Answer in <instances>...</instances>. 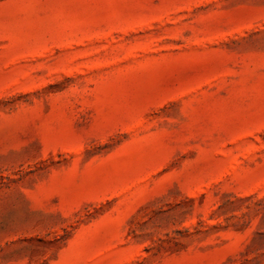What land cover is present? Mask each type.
<instances>
[{
    "label": "rangeland",
    "instance_id": "rangeland-1",
    "mask_svg": "<svg viewBox=\"0 0 264 264\" xmlns=\"http://www.w3.org/2000/svg\"><path fill=\"white\" fill-rule=\"evenodd\" d=\"M0 264H264V0H0Z\"/></svg>",
    "mask_w": 264,
    "mask_h": 264
}]
</instances>
